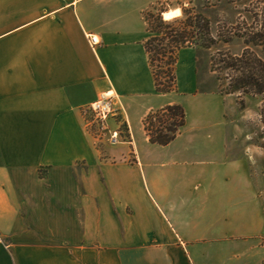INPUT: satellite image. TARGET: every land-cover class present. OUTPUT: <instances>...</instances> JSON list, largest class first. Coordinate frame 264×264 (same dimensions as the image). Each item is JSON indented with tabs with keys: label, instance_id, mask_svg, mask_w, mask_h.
I'll return each instance as SVG.
<instances>
[{
	"label": "crops",
	"instance_id": "obj_1",
	"mask_svg": "<svg viewBox=\"0 0 264 264\" xmlns=\"http://www.w3.org/2000/svg\"><path fill=\"white\" fill-rule=\"evenodd\" d=\"M156 1L0 0V264H233L229 235L264 236L261 204L233 162L211 170L231 191L217 212L212 196L195 205L181 174L154 155L142 119L180 102L155 90L144 47L143 13ZM109 89L130 136L103 150L83 110ZM189 218L224 241L189 250L184 237L204 238ZM250 247L261 261L259 242Z\"/></svg>",
	"mask_w": 264,
	"mask_h": 264
},
{
	"label": "rangeland",
	"instance_id": "obj_2",
	"mask_svg": "<svg viewBox=\"0 0 264 264\" xmlns=\"http://www.w3.org/2000/svg\"><path fill=\"white\" fill-rule=\"evenodd\" d=\"M177 6L203 14L209 21L210 33L216 42L210 47H186L178 52L175 74L179 87L170 93V96L180 100L179 104L183 106L186 114L185 124L170 143L156 144L154 155L159 163L166 165L167 170L173 168L181 174L195 205L200 203V198L212 196L217 212L227 206L226 201L231 191L227 187L219 189L221 184L226 182L224 178L218 188L219 176L217 173L211 174V170L217 167V162L218 164L233 162L231 164L237 167L236 170L242 174V177L249 178L251 188L248 198L256 200L252 199L256 196L261 204L260 214L264 216V125L261 121L264 96L237 92L220 93L221 89L228 87L230 75L220 68L217 61L220 58L219 54L240 55L247 47L245 41L251 40L253 34L264 35V0H157L147 9L146 17L151 24H155V19L163 11ZM183 18L182 14L176 18V21H172V25L180 30L183 28ZM154 35L160 33L148 32V37ZM259 40H263L259 41L263 45L251 44L249 47L264 60V38ZM189 53V63L187 68L183 69L184 56ZM163 55L161 53L159 57ZM213 58L216 59L214 70ZM185 71L188 72L191 81L184 75ZM123 127L125 133H122V136H130L128 126ZM133 127L137 129L136 118L133 119ZM143 135L142 131L141 137ZM98 144L103 150L111 145L114 146V144L104 145L102 142ZM193 145H198L201 149L214 148L216 153L193 154L190 152ZM172 160L178 163H173ZM228 181H232L231 178H228ZM207 185L212 189H208ZM249 208L245 219L248 223H252L256 220L257 209L253 205ZM189 219L197 227V234L204 236L203 240L199 238L198 241L184 237L189 250L191 246H210L215 242L221 244L224 241H219L217 238L218 235L223 234L221 231L216 233L214 230H208L205 222L201 224L198 218ZM192 228L195 230L194 226ZM259 235L247 238L229 235L228 240L232 242L236 256L233 264H264V236ZM257 241L262 246V249L257 251V253L261 252L263 257L259 262L254 261L252 257L254 252L250 247ZM191 256L194 258L193 252ZM193 263L196 262L193 260Z\"/></svg>",
	"mask_w": 264,
	"mask_h": 264
},
{
	"label": "trees",
	"instance_id": "obj_3",
	"mask_svg": "<svg viewBox=\"0 0 264 264\" xmlns=\"http://www.w3.org/2000/svg\"><path fill=\"white\" fill-rule=\"evenodd\" d=\"M146 11L143 16L148 32L160 33V35L148 37L144 41L148 62L153 73L155 90L160 93H170L177 90L175 64L178 52L186 47H210L216 41L211 36L208 19L200 12L182 8L183 28L179 30L172 25V21H176V18L164 21L159 15L155 19V24H151L146 17ZM251 37V40L245 41L247 47L240 55L219 54L220 58L217 61L220 68L226 70L230 75L228 87L224 90L221 89L220 93L237 92L264 96V60L249 47L251 44L263 45L261 43L263 40L259 39H263L264 35L255 33ZM161 53L164 55L159 57ZM167 53L169 54L167 55ZM214 61H216L215 58L212 60V68L215 66ZM160 63L163 64L160 65ZM185 115V110L179 103H169L149 111L142 119L143 129L149 142L159 145L170 143L185 124ZM261 121L264 125V109L261 110Z\"/></svg>",
	"mask_w": 264,
	"mask_h": 264
},
{
	"label": "built area",
	"instance_id": "obj_4",
	"mask_svg": "<svg viewBox=\"0 0 264 264\" xmlns=\"http://www.w3.org/2000/svg\"><path fill=\"white\" fill-rule=\"evenodd\" d=\"M88 42L92 48L98 44L99 39L96 34H86ZM90 117L85 121V128L97 143L117 144L122 142V133L127 125L125 119V109L119 96L112 90L102 91L98 97L90 102L83 110ZM110 120L117 122V126L111 127Z\"/></svg>",
	"mask_w": 264,
	"mask_h": 264
},
{
	"label": "clouds",
	"instance_id": "obj_5",
	"mask_svg": "<svg viewBox=\"0 0 264 264\" xmlns=\"http://www.w3.org/2000/svg\"><path fill=\"white\" fill-rule=\"evenodd\" d=\"M187 6V5H185ZM162 19L164 21H170L174 18L180 17L182 15V10L179 6L177 7H169L167 11L161 13Z\"/></svg>",
	"mask_w": 264,
	"mask_h": 264
}]
</instances>
